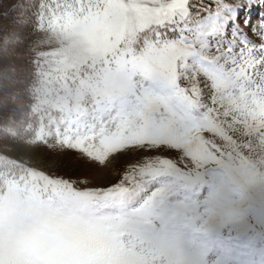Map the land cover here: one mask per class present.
<instances>
[{"label":"snow or ice","instance_id":"6c2138e0","mask_svg":"<svg viewBox=\"0 0 264 264\" xmlns=\"http://www.w3.org/2000/svg\"><path fill=\"white\" fill-rule=\"evenodd\" d=\"M255 2L8 9L31 31L0 42V264H264V13L260 43L238 23ZM38 144L93 175L37 171Z\"/></svg>","mask_w":264,"mask_h":264},{"label":"trees","instance_id":"16d2710c","mask_svg":"<svg viewBox=\"0 0 264 264\" xmlns=\"http://www.w3.org/2000/svg\"><path fill=\"white\" fill-rule=\"evenodd\" d=\"M25 2V0H0V42L5 36L9 35L11 27L16 26L19 34L23 37L27 32L31 31L30 22L25 24L21 20H25L26 16H21V10L8 11L13 5ZM7 12V16L5 13ZM3 68V54L0 53V69ZM3 99V93L0 91V100ZM31 156V167L37 171H41L46 175L62 177L64 179L83 178V163L78 156H73L66 151L59 152L49 149L46 145L38 144L34 148L27 150ZM10 157L15 153H9Z\"/></svg>","mask_w":264,"mask_h":264},{"label":"rangeland","instance_id":"374dc122","mask_svg":"<svg viewBox=\"0 0 264 264\" xmlns=\"http://www.w3.org/2000/svg\"><path fill=\"white\" fill-rule=\"evenodd\" d=\"M229 2H234V0H229ZM244 9L240 10L239 16H238V23H239L241 29L243 30V34H246L254 42L260 43L261 41L255 35V33L252 31V26L258 22V21H255V19L261 18V14L264 13V4H261L260 0H256L254 5L250 9L246 8V11H244ZM246 18L249 21L247 24L244 23V20ZM14 27H16V26L11 27V31L9 32V35L14 33L16 36L22 37L19 34L18 30ZM229 37H230V33H229ZM213 43H215V41H213ZM66 152L73 155L74 157L79 155L76 150H67ZM80 161H81V163H83V171H84L83 178L88 177V176H92L94 173V170L96 168V165L92 164V163H87L86 158L80 159ZM123 166H124L123 163H121V169L123 168ZM118 179H119L118 175L108 177L104 181H99V180L93 179V184L98 185V186H106V185H109L111 183L117 182Z\"/></svg>","mask_w":264,"mask_h":264}]
</instances>
